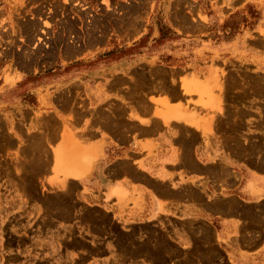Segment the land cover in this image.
<instances>
[{"label":"crops","instance_id":"0c3cea01","mask_svg":"<svg viewBox=\"0 0 264 264\" xmlns=\"http://www.w3.org/2000/svg\"><path fill=\"white\" fill-rule=\"evenodd\" d=\"M93 1L103 4L82 0L87 9L81 15H94ZM104 12L103 6L96 12L102 22L97 33L93 20L85 25L89 35L68 52L58 51L56 61L72 68L68 75L36 87L30 105L13 100L0 107L6 136L13 137L15 146L36 136L39 158L46 159L39 185L109 214L119 231L134 229L144 239L150 229L180 250L193 247L197 255L213 257L200 264H264V161L239 148L230 132L233 124L248 128V120L226 119L206 65H198L200 72L177 66L160 85L142 82L141 74L130 70L152 63L150 58L125 59L123 69L111 70ZM145 31L119 45L137 43ZM10 84L1 78V89ZM248 133L241 145L248 144ZM10 174L0 165V264H29L28 247L10 241L13 221L25 209ZM48 222L53 226L35 228L34 235L53 241L55 264H172L155 258L168 252L126 253L104 235L83 231L81 238L89 243L102 240L95 260L92 252L68 241L61 224L74 225V220L59 216Z\"/></svg>","mask_w":264,"mask_h":264},{"label":"rangeland","instance_id":"374dc122","mask_svg":"<svg viewBox=\"0 0 264 264\" xmlns=\"http://www.w3.org/2000/svg\"><path fill=\"white\" fill-rule=\"evenodd\" d=\"M93 2L97 10L94 15H81L80 11L87 9L82 0H0V83L3 76L11 83L0 88V107L13 100L30 105L36 87L51 83L57 75H68L72 68L56 61L58 51L68 52L77 39L89 35L85 25L93 20V34L97 33L103 6L104 27L108 21L110 35L105 55L111 70L123 69L125 59L150 58L152 63L141 62L130 70L141 74L142 82L150 80L160 85L166 82L169 71L179 69L177 66L198 72L199 64L206 65L213 76L210 87L226 119L248 120V128L236 124L230 128L237 146L264 161V0H102L101 6ZM144 27L146 31L137 43L119 45L135 38ZM246 131L248 144L241 145V137L247 138ZM6 134L0 118V155H14L12 160L0 159V165L13 173V182L21 189L15 194L25 204L24 213L20 209L13 221L10 241L28 247L29 264L58 262L52 252L53 241L36 238L34 229L52 227L48 221L59 216L74 220V225L61 224L68 241L92 252L95 260L100 258L102 240L89 243L81 238L83 231L104 235L126 253H169L167 257L156 255L158 262L168 259L172 264H200L213 259L197 255L198 249L193 247L180 250L176 243L150 229L143 233L144 239H139L142 233L134 229L119 231L109 214L83 207L70 196L45 191L38 175L46 159L39 158L37 137L26 136L15 146L13 137ZM1 227L4 237V224ZM75 232L79 239H73Z\"/></svg>","mask_w":264,"mask_h":264}]
</instances>
